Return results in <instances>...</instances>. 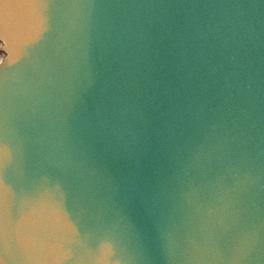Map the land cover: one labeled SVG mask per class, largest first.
I'll return each instance as SVG.
<instances>
[{"label":"water","instance_id":"obj_1","mask_svg":"<svg viewBox=\"0 0 264 264\" xmlns=\"http://www.w3.org/2000/svg\"><path fill=\"white\" fill-rule=\"evenodd\" d=\"M0 264H264V0H0Z\"/></svg>","mask_w":264,"mask_h":264}]
</instances>
